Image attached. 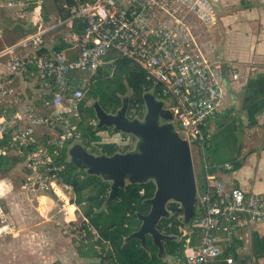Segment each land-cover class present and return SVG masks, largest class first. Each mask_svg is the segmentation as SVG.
<instances>
[{"label":"built area","instance_id":"obj_1","mask_svg":"<svg viewBox=\"0 0 264 264\" xmlns=\"http://www.w3.org/2000/svg\"><path fill=\"white\" fill-rule=\"evenodd\" d=\"M33 2L30 22L36 31L0 51V138L30 171L22 189L64 199L57 187H72L61 181L66 166L61 158L82 138V103L91 82L76 74L97 75L117 58H129L146 71L152 93L172 112L173 124H179L175 128L190 147L196 146L203 166L206 188L197 191L192 218L202 234L197 245L188 239L187 264H238L225 249L232 244L239 216L249 225L264 219V196L231 185L207 158L212 121L225 97L222 60L207 38L218 22L213 1L63 0L68 14L49 24L42 1ZM80 22L82 32L75 29ZM50 32L60 34L66 45L39 51ZM17 231L0 194V238ZM84 232L99 236L92 225Z\"/></svg>","mask_w":264,"mask_h":264},{"label":"trees","instance_id":"obj_2","mask_svg":"<svg viewBox=\"0 0 264 264\" xmlns=\"http://www.w3.org/2000/svg\"><path fill=\"white\" fill-rule=\"evenodd\" d=\"M60 9L63 11L61 17L68 14L62 5ZM75 29L82 32L83 23H77ZM64 46L62 42L54 47L61 49ZM45 49L49 47L44 46L39 51ZM95 78L96 80L90 82L92 89L87 92L82 103L83 120L79 123L82 132L81 144L94 154L113 155L117 152H125L127 150H120L122 143L116 139L94 142L99 132L109 127L99 128L97 123H91L98 118L95 108L88 106V101L91 98L98 99L99 104L107 112L115 113L122 107L124 98L127 97L128 110L134 109L132 117L144 118L147 111L144 94L153 92L154 85L148 80L146 71L126 57H119L114 63L101 67ZM128 89L132 90V96L129 98L126 96ZM123 134L129 135L124 132ZM4 145L5 139L0 138V148L6 150ZM61 160L66 163L65 168L60 172L61 181L72 187L75 198L71 202L82 207V213L89 221L83 222L84 228L87 229L88 225H92L99 234L94 239V236L88 232L90 246L89 244L86 246L83 240L82 244L78 245L80 254L87 260L84 264H171L170 258L177 259L182 255L190 237L194 245L199 241L202 232L192 226V218L195 214L189 222H186L184 217H179L180 212H172L169 218H163L158 225L160 231L170 236L163 241L165 257L159 255L161 249L151 237L143 243L142 239L132 236L141 225L139 214H145L149 209L146 198L150 199L154 195L156 185L153 180L143 183L128 182L119 189L115 198L109 200L111 189L109 181L79 168L73 162L69 149L63 152ZM21 161L22 158L16 154H0V172L9 171ZM238 165L239 162L236 163V166ZM203 187L205 189L206 184ZM190 229H193L190 235L188 232L185 233V230ZM259 245L264 248V239ZM97 247H101V252L97 251ZM229 249L225 251V255L230 254Z\"/></svg>","mask_w":264,"mask_h":264},{"label":"crops","instance_id":"obj_3","mask_svg":"<svg viewBox=\"0 0 264 264\" xmlns=\"http://www.w3.org/2000/svg\"><path fill=\"white\" fill-rule=\"evenodd\" d=\"M41 1L44 18L49 23L61 17L58 12L48 14L44 8L48 6L51 10L50 2L62 5L63 0ZM212 1L219 15L217 25L207 38L214 43L215 55L222 60L225 97L212 121L213 138L206 149L207 158L212 170L231 185L264 196V0ZM15 4L22 2L16 1ZM61 43V36L56 37L52 32L45 36L48 47ZM234 73L239 77L235 79ZM0 151V154H15L9 149L0 148ZM227 163L232 167L227 168ZM202 179L205 183L204 175ZM2 194L4 202L6 194ZM46 195L52 197L48 193ZM41 196L31 194L28 197L40 204ZM56 202L50 215L58 211L64 213L63 218L68 217L66 200ZM20 208L16 205L13 211H21ZM263 239L264 219L249 225L244 216H239L234 239L225 251L230 248L238 264H264V248L259 245Z\"/></svg>","mask_w":264,"mask_h":264},{"label":"water","instance_id":"obj_4","mask_svg":"<svg viewBox=\"0 0 264 264\" xmlns=\"http://www.w3.org/2000/svg\"><path fill=\"white\" fill-rule=\"evenodd\" d=\"M144 99L147 111L143 119L127 116V97L115 113L107 112L99 102L94 103L98 127H113L115 131L136 136L133 150L113 155L94 154L81 143H75L69 153L79 168L111 183L109 200L128 182H155L154 195L148 199L150 210L139 214L141 225L132 236L145 243L149 234L164 251L163 241L170 236L160 231L159 223L169 218L172 211L180 212L189 222L195 214L198 187L190 143L175 128L172 112L152 92L145 93ZM171 202L177 206L169 207Z\"/></svg>","mask_w":264,"mask_h":264},{"label":"rangeland","instance_id":"obj_5","mask_svg":"<svg viewBox=\"0 0 264 264\" xmlns=\"http://www.w3.org/2000/svg\"><path fill=\"white\" fill-rule=\"evenodd\" d=\"M22 1L26 4L16 5L15 0H0V51L13 45L29 33L36 31V27L30 22L31 12L35 4L33 0ZM50 4L52 5L51 10L48 6L44 10L48 14L50 12L57 14L58 12L61 16L63 12L60 9L61 5L56 1H52ZM48 21L45 18V24H49ZM54 35L56 37L61 36L57 32ZM76 76L92 81L97 75L81 72L77 73ZM91 89L89 85L88 90ZM126 96L128 98L132 96L131 89H128ZM95 102H98V99L91 98L88 101V106H93ZM133 113L134 109L128 110L129 116L132 117ZM96 122L98 124V120ZM174 124L179 128L177 121H174ZM115 139L122 143L120 150L127 151L133 150L138 140L132 134L124 135L123 132L115 131L113 127H109L100 131L97 140H94V142H106ZM125 144L129 145L125 146ZM191 149L198 194H200L204 190L205 183L202 179L204 171L199 161L196 146L192 144ZM27 174H30V171L23 162H18L7 172H0V194H6L4 206L9 216L16 221L19 230L16 235H6L0 238V264H84V261L87 262V260L80 254L78 245L82 244L83 240L87 246L90 239L89 234L85 235L84 232L82 207L71 202L75 198L73 189L67 188L63 184H61V190L59 186L57 187V192L67 202L68 217L63 218L64 213L58 211L52 216L50 210L57 202L53 197L46 195L47 193L52 195L49 191H46L43 195L48 198L44 199L41 196L39 204L36 199L30 200L28 196H31V194L22 189L21 185ZM16 205L21 206V211H13ZM76 206L78 210L75 216ZM47 211L50 213H47ZM179 217L182 218L181 215ZM99 249L101 251V247H97V251ZM188 252L189 248L186 245L180 257L177 259L170 258L171 264L174 262L176 264H187Z\"/></svg>","mask_w":264,"mask_h":264},{"label":"flooded vegetation","instance_id":"obj_6","mask_svg":"<svg viewBox=\"0 0 264 264\" xmlns=\"http://www.w3.org/2000/svg\"><path fill=\"white\" fill-rule=\"evenodd\" d=\"M93 107H94V104H93ZM127 116L130 117V118H133V117H131V116L128 115V110H127ZM140 119H142V118H140ZM162 121H164V119H162ZM2 196H3V194H2ZM148 199H149V198H146V204H148L149 209H148V211H146V213H148L149 210H150V204L148 203ZM168 206H169V207H173V206H177V204H173V203L171 202V203L168 204ZM172 212H175V211H172ZM148 237H151V236L148 234V235L146 236V240H147ZM151 238H152V237H151ZM159 255L165 257V253H164V251H161V250H160Z\"/></svg>","mask_w":264,"mask_h":264},{"label":"bare ground","instance_id":"obj_7","mask_svg":"<svg viewBox=\"0 0 264 264\" xmlns=\"http://www.w3.org/2000/svg\"><path fill=\"white\" fill-rule=\"evenodd\" d=\"M77 143H79V142H77ZM74 145V144H73ZM42 195H44V194H42ZM91 263H92V261H91ZM94 263V262H93ZM98 264V263H97Z\"/></svg>","mask_w":264,"mask_h":264}]
</instances>
